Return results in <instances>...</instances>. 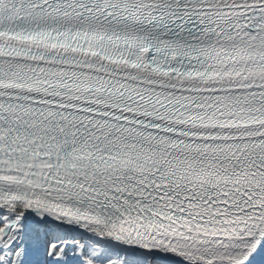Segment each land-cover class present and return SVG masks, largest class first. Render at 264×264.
<instances>
[{
  "label": "snow or ice",
  "instance_id": "6c2138e0",
  "mask_svg": "<svg viewBox=\"0 0 264 264\" xmlns=\"http://www.w3.org/2000/svg\"><path fill=\"white\" fill-rule=\"evenodd\" d=\"M0 264H264V0H0Z\"/></svg>",
  "mask_w": 264,
  "mask_h": 264
}]
</instances>
